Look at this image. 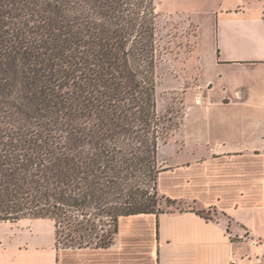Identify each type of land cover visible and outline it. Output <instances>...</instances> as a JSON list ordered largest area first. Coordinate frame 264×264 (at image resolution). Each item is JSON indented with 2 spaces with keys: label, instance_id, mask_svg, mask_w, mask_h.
Listing matches in <instances>:
<instances>
[{
  "label": "trees",
  "instance_id": "1",
  "mask_svg": "<svg viewBox=\"0 0 264 264\" xmlns=\"http://www.w3.org/2000/svg\"><path fill=\"white\" fill-rule=\"evenodd\" d=\"M160 31L154 0H0V223L107 247L120 217L180 208L157 188L184 111L158 107Z\"/></svg>",
  "mask_w": 264,
  "mask_h": 264
},
{
  "label": "crops",
  "instance_id": "2",
  "mask_svg": "<svg viewBox=\"0 0 264 264\" xmlns=\"http://www.w3.org/2000/svg\"><path fill=\"white\" fill-rule=\"evenodd\" d=\"M198 17L200 76L158 151V191L180 208L120 217L107 247L65 246L46 218L1 222L0 264H264V0Z\"/></svg>",
  "mask_w": 264,
  "mask_h": 264
},
{
  "label": "rangeland",
  "instance_id": "3",
  "mask_svg": "<svg viewBox=\"0 0 264 264\" xmlns=\"http://www.w3.org/2000/svg\"><path fill=\"white\" fill-rule=\"evenodd\" d=\"M154 2L159 12L162 45L169 47L157 68L158 107L162 111H181L185 92L200 76L198 59L202 56V48L200 49L198 43V16L215 4L216 0ZM158 164L159 167L163 166L160 161Z\"/></svg>",
  "mask_w": 264,
  "mask_h": 264
},
{
  "label": "built area",
  "instance_id": "4",
  "mask_svg": "<svg viewBox=\"0 0 264 264\" xmlns=\"http://www.w3.org/2000/svg\"><path fill=\"white\" fill-rule=\"evenodd\" d=\"M228 264H238V263L234 259H231ZM251 264H253V263H251Z\"/></svg>",
  "mask_w": 264,
  "mask_h": 264
}]
</instances>
